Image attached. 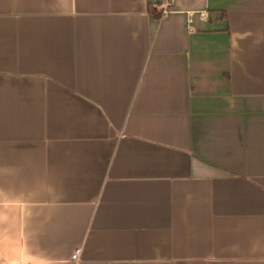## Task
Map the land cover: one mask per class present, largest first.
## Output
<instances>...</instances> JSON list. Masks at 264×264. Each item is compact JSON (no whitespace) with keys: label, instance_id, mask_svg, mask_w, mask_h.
<instances>
[{"label":"crops","instance_id":"crops-1","mask_svg":"<svg viewBox=\"0 0 264 264\" xmlns=\"http://www.w3.org/2000/svg\"><path fill=\"white\" fill-rule=\"evenodd\" d=\"M0 264H264V0H0Z\"/></svg>","mask_w":264,"mask_h":264},{"label":"built area","instance_id":"built-area-1","mask_svg":"<svg viewBox=\"0 0 264 264\" xmlns=\"http://www.w3.org/2000/svg\"><path fill=\"white\" fill-rule=\"evenodd\" d=\"M79 254H80L79 251L75 252V254L72 256L73 261H77L78 260Z\"/></svg>","mask_w":264,"mask_h":264}]
</instances>
